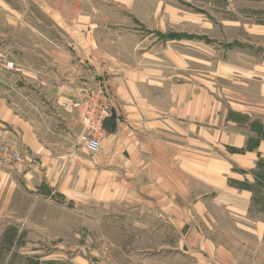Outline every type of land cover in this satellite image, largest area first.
<instances>
[{
    "label": "crops",
    "instance_id": "crops-1",
    "mask_svg": "<svg viewBox=\"0 0 264 264\" xmlns=\"http://www.w3.org/2000/svg\"><path fill=\"white\" fill-rule=\"evenodd\" d=\"M105 1L121 21L100 25L96 10L86 14L76 8L73 24L65 25V13L48 12L70 41H56L45 54L24 46L25 52L12 55L16 58L10 61L21 72L14 75L17 84L10 90L0 86V144L21 153L24 165L12 175L0 169V192L9 186L10 197H25L24 213L14 211L17 221L30 223L46 207L73 210L75 218L87 211L105 210L108 215L116 208L131 219L130 210L138 211L139 222L144 218L157 225L152 234L184 241L182 250L190 252L198 242L206 256L203 264H210L215 256L212 236L220 225L213 216L216 208L227 211L236 228L259 242L257 257L264 254L260 247L264 220L248 221L252 195L234 187L247 177L258 156L264 158V140L258 132L247 131L248 124L229 122L224 115L209 120L218 107L187 75L185 82L176 83L178 74L165 77L153 69L136 70L119 54L104 52L113 45L130 54L163 43L166 48L192 44L190 39L163 42L161 35L167 33L166 13L193 22L198 15L188 7L195 1ZM107 36L108 42L103 40ZM165 55L176 67L182 65L183 57L170 48ZM142 58L147 64L161 61L156 54ZM98 74L109 76L115 107L104 122L99 152L91 154L68 144L81 133L75 110L77 86ZM226 126L233 132L227 133ZM163 224L170 229L160 228ZM224 249L219 247L218 259L226 254ZM253 259L249 264H264L263 259Z\"/></svg>",
    "mask_w": 264,
    "mask_h": 264
},
{
    "label": "rangeland",
    "instance_id": "rangeland-1",
    "mask_svg": "<svg viewBox=\"0 0 264 264\" xmlns=\"http://www.w3.org/2000/svg\"><path fill=\"white\" fill-rule=\"evenodd\" d=\"M194 1L188 9L197 13L196 19L182 21L171 12L166 13L167 33L161 35L163 42L169 39L194 41L187 45H169L171 51L183 57H180L182 65L176 67L166 57L169 53L166 43L156 49L142 48L130 54L114 45L104 52L119 54L136 70L153 69L165 77L178 74L176 83L188 78L196 87L206 89L211 105L218 107H214L209 120L217 117L221 120L223 115L229 122L239 120L242 125L250 126L247 131L258 132L264 140V0ZM108 4L105 0H0V86L10 90L17 84L14 75L20 74L21 69L10 61L16 58L12 55L17 50L25 52V47H30L45 54L56 41H70L65 31L57 29L53 21L56 19L52 20L48 12L65 13V25L73 24L76 8L86 14H94L96 10L95 21L100 25L121 21ZM98 35L102 38V34ZM107 38L103 40L108 42ZM143 54H156L161 61L147 64ZM103 66L115 73L107 64ZM107 77L98 74L81 80L76 89L77 103L83 99L81 89L90 84V88L103 91L114 110L115 100ZM21 87L25 89L26 85ZM210 124L212 129L213 122ZM226 127L227 133L233 132V128ZM78 136L69 147L82 148L77 144ZM227 151L234 152L230 148ZM210 154L215 155L213 151ZM258 157L254 167L247 171V177L234 184L235 188L252 195L249 222L258 218L264 220V158ZM0 169L9 175L14 172L5 164H0ZM9 190V186H3L0 192V264H203L206 259L198 242H194V250H182L184 241L152 234V228L157 225H150L144 218L139 222L138 211L133 210H130L131 219L122 215L125 210L116 208L108 215L105 210L87 211L75 218L73 210L46 207L38 210L32 222H18L14 211L24 213L26 199L17 194L10 197ZM224 212L213 210L220 225L218 233L212 236L215 256L214 260L209 259L210 264H224L225 260H231V264H249L251 257L254 261L264 260V254L256 256L259 242L249 236L250 233L236 228L234 219ZM245 223L251 229L248 222ZM146 227V232L141 229ZM160 228L170 229L167 224ZM219 247L226 248L224 257L230 259L216 257Z\"/></svg>",
    "mask_w": 264,
    "mask_h": 264
},
{
    "label": "built area",
    "instance_id": "built-area-1",
    "mask_svg": "<svg viewBox=\"0 0 264 264\" xmlns=\"http://www.w3.org/2000/svg\"><path fill=\"white\" fill-rule=\"evenodd\" d=\"M9 68L12 69L13 65L10 64ZM81 93L83 99L75 105L82 127L77 144L87 152L94 154L100 150L103 125L112 115V105L102 90L92 89L90 84L84 85ZM0 164L8 165L15 171L22 169L24 160L21 153L7 150L0 144Z\"/></svg>",
    "mask_w": 264,
    "mask_h": 264
}]
</instances>
